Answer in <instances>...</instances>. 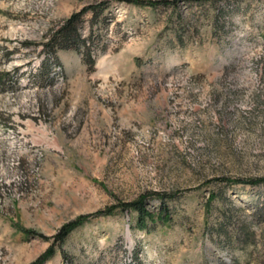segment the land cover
I'll list each match as a JSON object with an SVG mask.
<instances>
[{
	"label": "rangeland",
	"instance_id": "rangeland-1",
	"mask_svg": "<svg viewBox=\"0 0 264 264\" xmlns=\"http://www.w3.org/2000/svg\"><path fill=\"white\" fill-rule=\"evenodd\" d=\"M103 1L0 0V264L148 192L169 221L115 208L46 264H264V184L218 180L264 177V0L108 1L55 63L44 43Z\"/></svg>",
	"mask_w": 264,
	"mask_h": 264
},
{
	"label": "trees",
	"instance_id": "trees-1",
	"mask_svg": "<svg viewBox=\"0 0 264 264\" xmlns=\"http://www.w3.org/2000/svg\"><path fill=\"white\" fill-rule=\"evenodd\" d=\"M116 2V3H127L130 5L138 6V7H151L157 8L159 6H166L171 7L172 9L176 10L178 8V3L180 1L183 2H193V3H205L210 0H105L104 3H97L95 5H89L79 12H75L71 14L64 23L56 30L49 40L44 43L43 48L44 50L48 51L50 55L53 56L55 63L56 62V53L59 51H68L71 49L76 50L79 44V29L82 23V16L88 12H94L96 10H100L103 4L106 2ZM211 1H219V0H211ZM219 181H224L227 184H235V183H242L248 184L251 186L261 185L264 184V177L259 178H251L247 180H234L228 181L224 179H218ZM175 195L166 194V193H159V192H148L145 194L140 195L137 199L129 202L120 203L117 206L109 207L104 210L96 211L92 214L80 215L73 219L70 222L63 224L58 231L50 238L52 243L47 247V249L34 261L30 262L29 264H46L49 262L56 254V244L61 245L64 243L68 237L80 226L89 222L90 218L92 217H99V216H113L115 214V208H119L122 211H129L136 215V228L139 230H144L148 227V224H156V223H164L170 220V215L167 211V207L165 206L166 201H171L174 199ZM153 198H158L163 203L161 210L158 212L151 211L147 207L148 200ZM217 196L215 193L211 192L207 201L205 202L204 208L206 212H209L211 209V204L214 200H216ZM29 233V231H28ZM31 234V233H29ZM33 234V233H32ZM36 235L41 238H45L40 233H35ZM65 257V256H64Z\"/></svg>",
	"mask_w": 264,
	"mask_h": 264
}]
</instances>
